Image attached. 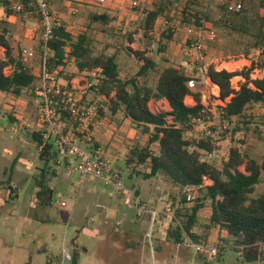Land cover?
Masks as SVG:
<instances>
[{"label":"rangeland","instance_id":"rangeland-1","mask_svg":"<svg viewBox=\"0 0 264 264\" xmlns=\"http://www.w3.org/2000/svg\"><path fill=\"white\" fill-rule=\"evenodd\" d=\"M8 1L12 14L8 15L0 8V32L3 28L7 31L14 56L21 58L26 65L33 64L36 76L39 77L38 58L29 61L20 54L24 48L32 51L41 49L42 27L39 26L38 29V10L16 11L12 7L20 4V0ZM185 1L187 0H176L175 7L169 8L164 16H160L157 25L146 35L143 26L144 12L153 7L155 0H137L135 7L131 0H107L100 6L79 1L63 4L52 0L51 11L52 16L58 18L74 36L87 34L93 51L114 53L122 79L133 76L141 64L132 54L133 51H147V56H154L157 68L137 79L139 83L154 87L158 74L165 65L164 51L170 64L179 65L182 60L179 52L186 45L188 33L186 27L179 23L178 10ZM218 1L197 0L196 6L216 21L213 26L207 22L214 29L215 38H205L202 41L204 54L211 65L233 61L227 65L228 69L240 70L250 65V60H259V50L251 46L253 37L232 30L223 20L227 19L235 26L241 21L247 31L254 33L261 16H264V0H245L247 14L241 20L235 19L232 12L221 9L218 6L221 2ZM96 14L105 15L106 19L94 20L93 15ZM165 21L166 27L163 25ZM169 32L171 39L167 38ZM128 35H131V41ZM158 49L162 52L158 53ZM175 52L177 55H174ZM185 70L194 74L189 66ZM63 72L66 76L76 74L75 62L68 60ZM261 75L263 70L255 69L251 77ZM240 81V76L232 79L236 87ZM198 87H202L201 84ZM202 88L207 100H212L213 92L217 93L218 89L211 84ZM88 96L95 100L93 92ZM0 99V264H263L261 261L245 262L238 252L240 247L232 237L221 240L227 246L212 258H208L206 254L198 255L188 244L187 238L181 244L169 240L167 229L173 225V211L177 205L175 202L172 206L170 202V185L161 173L150 178H143L141 175L129 178L130 170L125 164L129 146L137 143L143 147L148 134H142L141 128L135 124L131 126V120L122 112L111 115L107 107L92 130L94 138L97 137L98 130L113 135L106 146V155L100 150L101 155L120 174L124 186L131 188L134 193L137 190L134 199L139 202L138 199L141 198L142 204L139 203L146 209L156 210L157 215L153 219L148 213L137 216L136 210L123 202L120 193L113 186H105L97 177L89 176L81 183L77 162L71 155L63 156L61 153L56 164H48L55 172L49 182L52 189L51 202L45 207L39 206L35 197L38 192L35 178L43 164L37 155V145L26 134V130L39 128L36 97L26 90L18 96L0 92ZM189 99L191 98L185 100L188 105L192 104ZM96 100L99 101L98 98ZM217 100L211 101L205 122L197 124L187 135L202 136L204 129L210 123L214 124V151L208 156V160L218 168L222 167L223 155L232 146L238 148L245 159L247 155L260 161L264 155V107L253 104L244 115V121L250 123L243 124V118L236 119L227 126L229 131L222 136L223 120L216 107L223 102ZM150 107L155 110L153 104ZM10 111L13 112L14 121L7 117ZM167 121L171 122L170 116ZM235 126L238 127L237 130L232 131ZM149 149L156 152L157 143L151 144ZM64 162H68V165ZM239 169L244 171V166L241 165ZM133 170L142 173L147 172L148 168L146 164L133 165ZM263 191L264 173L252 195ZM184 193L186 194L185 189ZM193 193L194 190L192 197ZM61 202L65 205L61 206ZM191 204L192 199L185 206L189 207ZM208 215L209 207L199 212L195 230L200 235L209 230L205 227ZM128 224L130 232L126 231ZM214 231H210V243L219 241ZM147 232L150 240L146 238ZM72 252L77 253L76 262L66 256Z\"/></svg>","mask_w":264,"mask_h":264},{"label":"trees","instance_id":"trees-1","mask_svg":"<svg viewBox=\"0 0 264 264\" xmlns=\"http://www.w3.org/2000/svg\"><path fill=\"white\" fill-rule=\"evenodd\" d=\"M219 1L221 4L217 3L218 6L226 10V2L230 0ZM239 1L242 4L240 11L232 13L235 19L241 20L247 14V4L245 0ZM175 3L176 0H155L153 7L144 12V35L153 30L156 19L164 16L169 8L175 7ZM9 4L8 0H0V5L5 8L8 15L12 14ZM20 4L24 12H34L37 9L35 0H20ZM196 5L197 0H187L179 7V23L187 28L198 26L204 20L213 26L216 21ZM93 19L102 21L106 16L96 14L93 15ZM229 22L227 19L223 20V23L232 30L253 37L251 46L259 50V60H250V65L240 70H217L213 65L208 69L211 82L218 88V96H212V100L218 99L223 102L216 109L221 119L228 121L227 126L239 118H243V124L248 123L249 121H244V115L253 104L264 107V72L260 77H251L255 69L264 71V16H261L254 33L247 31L241 21L237 23L238 26ZM170 36L171 32L167 38L171 39ZM128 38L132 40L131 35H128ZM0 45L5 48V56L0 58V92L18 96L23 91L31 89L39 77L33 73L31 67L22 62L21 58L13 55V48L4 28L0 32ZM45 45L50 54L47 66L60 69L61 76L67 78L71 76H66L62 69L68 60H73L79 71L100 68L104 78L100 80L97 95L106 97L108 112L111 115L122 112L133 124L141 128L142 134H148L143 147L137 143L129 146L125 164L131 171L128 174L129 178L133 175L150 178L161 173L170 185V202L172 206L175 202L177 205L173 211V225L167 229L169 240L176 244H181L186 238L195 243H210V231L215 230L219 240L231 237L234 239L235 244L240 247L238 252L245 262L261 261L264 264V191L252 195L264 173V155L260 161L247 155L245 159L239 149L232 146L223 155L221 168L208 160V154L214 151L215 126L209 127L213 131L210 136L201 134L199 137H189L187 134L194 128L192 118L199 117L201 122H205V117L208 118L212 100L205 99L203 88L198 87L199 83L194 90L187 87L188 76L183 66L179 64L164 67L159 72L154 87H150L137 80L157 66L154 56H147V51L132 52L141 64L133 76L122 79L115 54L93 51L91 39L85 33L74 36L65 25L54 24ZM160 49L158 53L162 52ZM39 56L41 64V49ZM8 65L12 69L5 74L3 70ZM235 76L242 79L237 87L232 83ZM28 94L34 95L31 92ZM188 96L193 100L191 105L185 103ZM161 98L167 100L169 111H152L149 101ZM59 112L62 121L68 119L67 110L61 108ZM12 113L10 111L7 117L14 121ZM99 113L103 114L101 106ZM168 116L171 117L169 123ZM237 128L235 126L232 131ZM228 131L227 127L224 128L222 136ZM26 134L37 145L39 150L37 155L43 164L35 178V185L38 188L35 197L36 203L45 207L51 202L52 189L49 182L55 175L48 164L49 162L56 164L60 152L51 139H43L40 130H26ZM153 143H157L156 152L149 149ZM95 147L93 144V148ZM142 164L147 165V172L133 170V165ZM241 165L244 166V171L239 169ZM204 178L209 179L211 183L203 185ZM186 187L194 188L192 204L189 207L185 206ZM134 194L137 195V190ZM205 207H209L205 227L210 231L200 235L195 227L199 212ZM197 253L200 256L205 254ZM69 256L72 262H76V252L70 253Z\"/></svg>","mask_w":264,"mask_h":264},{"label":"built area","instance_id":"built-area-1","mask_svg":"<svg viewBox=\"0 0 264 264\" xmlns=\"http://www.w3.org/2000/svg\"><path fill=\"white\" fill-rule=\"evenodd\" d=\"M66 3L69 1H79L82 3L103 5L107 0H61ZM52 0H35V4L39 13L40 21L39 26L42 27L41 31V50H42V62L39 69V78L36 84L30 89L36 97L37 111H38V130L41 131L44 140L51 139L56 149L63 155H71L77 162V168L79 171V181L82 183L87 177L93 176L102 180L105 186H113L123 198V202L136 210L137 216H142L144 213H148L150 218L153 219L157 215L156 210L146 209L139 202L134 199V192L131 188L123 185L120 174L115 171L111 165L101 155L99 148H93L95 138L92 135L94 126L99 122L100 113L99 108L101 106L100 100L97 101L89 97V93L97 95L99 93L98 86L100 80L104 78L101 74V69L96 68L91 71H84L80 76L70 81H62L60 76V69L50 68L47 66L49 52L47 51L45 42L49 38L52 30V26L62 25L60 20L52 16ZM224 2V1H222ZM132 6H137V0L132 1ZM242 7L241 1L230 0L226 2V10L229 12L240 11ZM16 11L23 9L22 4H16L12 7ZM166 21L164 22V26ZM186 45L182 49V60L180 65L183 68L188 66L192 68L194 74H189L186 71L188 79L186 85L190 90H194L197 84H201L202 87L213 85L208 69L211 66V62H208L207 56L204 54V48L202 41L205 38L213 40L215 38L214 29L207 25V22L202 20L200 25L195 27H187ZM24 58H30L33 56V51L29 48L22 49L20 53ZM5 48L0 45V58H4ZM223 65H213L215 69H228L227 65L230 61L222 62ZM8 74L12 67L6 66ZM4 68V69H5ZM199 78V81L197 79ZM236 87L235 85H233ZM214 93V96H218ZM212 96V95H211ZM101 99L104 98L100 95ZM99 99V98H98ZM220 101V100H217ZM193 104V102H192ZM65 109L68 113L67 120H61L59 109ZM98 121V122H97ZM193 126L200 124V118H192ZM214 124L210 123L209 127H213ZM208 128L204 129L203 134L205 136L212 135V131ZM222 128L227 127L225 120L221 123ZM212 154V153H211ZM211 154H208L210 156ZM209 179H203V185L210 184ZM193 187H186V201L192 199ZM61 206L65 205L64 202L60 203ZM146 238L150 240V234L146 233ZM188 244L197 252H204L208 258H212L219 254L221 249H224L227 245L219 240L216 243H195L188 239ZM70 258L69 254L66 255Z\"/></svg>","mask_w":264,"mask_h":264},{"label":"crops","instance_id":"crops-1","mask_svg":"<svg viewBox=\"0 0 264 264\" xmlns=\"http://www.w3.org/2000/svg\"><path fill=\"white\" fill-rule=\"evenodd\" d=\"M58 1H61V0H58ZM62 2V1H61ZM52 3V2H51ZM63 4H65L64 2H62ZM14 6V5H13ZM0 8L1 9H3L4 11H5V8L3 7V6H1L0 5ZM9 8H10V5H9ZM13 9V8H12ZM2 13V12H1ZM157 22H158V19H156V21H155V23H154V25H153V27H155L156 25H157ZM7 36H8V34H7ZM12 45V44H11ZM30 49V48H29ZM182 51V50H181ZM14 52V51H13ZM173 51H169V53H172ZM148 54V53H147ZM164 62H165V65L163 66V68L164 67H167L168 65H175V64H173V63H169L168 62V60L166 59V56L165 55H167V53H166V51H164ZM14 55V54H13ZM174 55H177V53L175 52L174 53ZM33 58H38V60L40 61L41 60V57L39 56V51H33V56L32 57H30V58H26V59H28L29 61H32L33 60ZM179 58L181 59L182 58V54H181V52H179ZM181 62V61H180ZM233 61H230V64L232 63ZM33 64H28V66L29 67H31V69H32V71H33V73L36 75V69H35V67L34 66H32ZM66 66V65H65ZM65 66H63V68L62 69H65ZM156 68H157V66H156ZM155 68V69H156ZM162 68V69H163ZM187 69V68H186ZM185 70V69H184ZM85 70H81V71H79L78 69H77V73L76 74H69V75H71L69 78H67V77H61V79H62V81L64 80V81H70V80H73V79H75L76 77H78V76H80L83 72H84ZM86 71H88V70H86ZM185 71H187V70H185ZM264 72V71H263ZM65 74V73H64ZM28 92L30 93L31 91H30V89H28ZM5 95V94H4ZM93 96H94V98H99V100H100V102H101V107H102V111L107 107V100H106V97H104L103 99H101V97L100 96H98V95H94L93 94ZM186 98H191V97H186ZM2 99H0V101H1ZM186 100V99H185ZM190 100V102H193V100L192 99H189ZM7 103V102H6ZM105 103V104H104ZM164 104V105H161V104ZM186 103V102H185ZM8 105H9V103H7ZM151 104H153V106H154V108H155V110H152L151 109V107H150V105ZM187 104V103H186ZM189 105H191L190 103H189ZM149 107H150V109L152 110V111H154V112H157V111H169V109H170V107H169V104H168V102H167V100L165 99V98H161V99H157V100H154V99H152V100H150L149 101ZM116 115V114H115ZM118 115V114H117ZM114 116V115H113ZM132 124L133 123H130V125L132 126ZM98 127H99V124H98ZM131 129H134V128H131ZM95 137V136H94ZM129 137V136H128ZM127 137V138H128ZM111 138H113V135L112 134H108V133H104L103 131H101L100 132V130H98V132H97V137L95 138V145H96V147L95 148H99L100 150H103V152H104V154L106 155V152H107V150H106V146L108 145V143H110V139ZM130 138V137H129ZM128 143H130V142H128ZM114 156H117L115 153H114ZM126 157V156H125ZM64 164L67 166L68 165V162H64ZM140 200H142L141 198L140 199H138V201L142 204V202L140 201ZM126 231L127 232H130L131 231V229H130V225L128 224L127 226H126ZM210 237H211V233H210ZM27 264H29V263H27Z\"/></svg>","mask_w":264,"mask_h":264}]
</instances>
